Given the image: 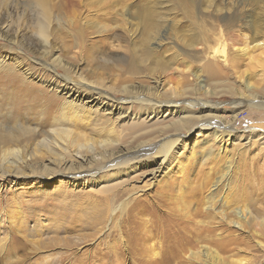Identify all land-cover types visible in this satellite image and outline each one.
Returning a JSON list of instances; mask_svg holds the SVG:
<instances>
[{
  "label": "rangeland",
  "instance_id": "rangeland-1",
  "mask_svg": "<svg viewBox=\"0 0 264 264\" xmlns=\"http://www.w3.org/2000/svg\"><path fill=\"white\" fill-rule=\"evenodd\" d=\"M181 1L0 0V141L21 128L20 150L41 157L22 175L0 165V264H264V0ZM148 12L165 23L146 48L169 67L146 77L128 50L142 48ZM212 49L224 59H213ZM130 86L151 91H121ZM65 89L119 105L111 120L92 113L116 129L119 149L175 139L161 171L159 156L149 154L121 170L135 172L118 178L126 190L118 194L99 193L108 172L76 180L81 159L70 155L66 173H29L55 168L35 144L60 119ZM152 107L164 113L147 116ZM210 123L218 125L205 128ZM132 127L155 129L131 138ZM237 208L248 209L246 221Z\"/></svg>",
  "mask_w": 264,
  "mask_h": 264
},
{
  "label": "bare ground",
  "instance_id": "bare-ground-1",
  "mask_svg": "<svg viewBox=\"0 0 264 264\" xmlns=\"http://www.w3.org/2000/svg\"><path fill=\"white\" fill-rule=\"evenodd\" d=\"M180 2L183 3L181 0H180ZM144 12H146V11H144ZM155 15H156L155 13L153 14L150 12L146 13L145 16L143 14L144 17H142L143 18L142 21L144 22L143 23L144 33L142 35H145L144 36L145 39L142 37L143 38L142 48L137 49V47H135L136 48L135 49V48L130 47L131 49L128 50V53H129L128 55L130 56L131 61L134 63L136 68H138V71L147 74L146 77H148L149 75H152L154 73H157V72H163L164 70L167 69L166 68L167 65L165 66V63L161 62L159 59H155L154 50L151 48H146V46H147L146 44L149 42L150 36L157 35L159 33V31H161L160 30V26H162L161 23H163V24L165 23L163 19H160V22L158 24L157 23L158 21L156 22L157 19L155 18L156 17ZM186 16L191 19V15L186 14ZM235 19L237 20V18H235ZM163 34L164 33H162V35ZM137 38H139V36ZM154 38L152 37L153 40H154ZM157 40H162V39H160L158 37ZM162 41H164V40H162ZM177 41H178V39H177ZM193 42H194V40H193ZM255 42H256V40H255ZM216 50L212 49L208 52V54L215 60L217 59V57L219 59H224V58H222L223 55H217L218 53L216 52ZM238 52L243 53V50H239ZM211 57H210V59H211ZM208 64H209V62H208ZM208 66L209 65H207V68H208ZM167 67H169V66H167ZM156 83L157 82L155 80V84ZM246 87H248V85ZM90 89L92 91H94L93 88H90ZM121 91L125 92V93H129V94H141V93L144 94V91L146 93H149L151 91V88L150 87H144V91L142 92V91L137 90L136 87L130 86V87H122ZM62 92H63V95L65 96V100L63 102L60 119H57L56 124L54 126H52L49 130L38 132L36 144H35L36 148H38L39 153H41L43 151L44 155H52L53 156V159L51 160V162L54 161V164H55L54 169H56V171L54 169L49 168V167L43 166L42 168H39L38 172H34V170H31V171H29V173L42 174V173L46 172L47 175L50 174V175H48V177H51V176L55 175L56 172H58V173H62L63 171L65 172V168L63 169V167L65 166L66 163L69 162L66 159H67L68 155H70L71 157H74L76 159H79V160L81 159V161L78 163L79 166L75 169V174L73 175V177H75L76 180H78L77 177H79V179L80 178H91V179H93V181H96V180H98L97 177L101 174V172H103V171L105 173L108 172V173H110L109 174V176H111L110 178L107 177V178H103L100 181H97V182H99V184L101 186L99 188V190H100L99 193L118 194L119 192H121V193L126 192V190L123 189L121 187V185H115L117 183H121V182H119L118 178H121L123 176L129 177V175L133 174L135 172V170H133L135 168V165L142 164V161L146 160L148 158L149 154H154V155L159 156V160H161V161L159 164L156 162L157 168L155 169V173H158L159 171H161L160 167L162 164H164L168 160L169 154H170V152H172V149H173L172 147L174 146V144L176 142L175 139L165 141V143L159 144V146L157 144H151V143L146 144L147 142H150V140H147V139L140 140L141 142H139V146L137 149L135 148V150L132 152H126L127 150H124L122 148H120V149L118 148L119 146H121L120 145L121 143H120V140L117 138V133H115L116 129L112 125H109V128L107 130H105L104 127L102 126V123L100 122V120L99 121L97 120L98 119L97 117H99V118L103 117V114H104L105 118H107L106 120H111V118H113L114 115H120L119 113H120L121 109L118 107L119 105L114 104L113 102H110V101L109 102L113 103V104H111V105L108 104L107 98H105L106 103L104 105H102L103 103L100 102L99 98L95 99L90 95H82L81 91L79 92L77 89L76 90H73V89L66 90L65 89V90H62ZM139 96H141V95H139ZM133 100H135V99H133ZM136 101L139 104L142 102V106H143V104L147 105V102H149V100H147L146 98H143V97H140ZM114 105H116V106H114ZM190 107H193V105L188 106V108H190ZM166 110H169V108L166 107L165 111ZM149 111H151V112H149L147 114V116L153 115L152 118L158 116L160 113H164V111L162 112L159 107H156V108L152 107L151 110H149ZM93 112H94V115H97V117L95 118V121H93V117H94V116H92ZM169 113H172L171 110H169ZM122 114H125V113L121 112V115ZM112 115H113V117H111ZM181 115L182 114H179V116L177 117V119H178L177 122H182V123L186 122V120L188 119L189 116L187 115V117H186V115H184V114H183V116H181ZM147 116L145 118H147ZM130 117L126 116L125 119L128 121L129 120H135L136 125H138V126L144 125L145 126V124H144L145 120L139 122L138 121L139 118H136L134 116V118L130 119ZM184 117H186V118L184 119ZM75 119H77V120H75ZM71 120H73V123H78V121L80 123H87L90 125L91 128H93V130H95L98 127V125H99V128H98V130H96L94 135H92L93 130L90 132L91 135L84 132L86 134L85 135L81 130H79V128H77V126H76L77 124H74L75 128H72L71 124H65L66 122L71 121ZM74 120H75V122H74ZM110 124H112V123H110ZM177 124L178 123L174 122L171 125L173 127H175V125H177ZM217 125H218L217 123H210V124H207L205 128H208L210 126L216 127ZM87 127H89V126H87ZM177 127H179V126H177ZM177 127L174 129H178ZM153 129H155V128L153 127L152 129H148V130L146 128L144 130H141V129L138 130L136 127H132V129H130L131 130L130 132L132 135L131 138L135 137L138 133H139L138 135L140 137L146 138V137H148L147 136L148 134L150 135V132ZM166 129H167V127L165 128V130ZM20 131H21V128L8 129L6 132L3 133L5 136L0 141V144H1V146H0V165H2L4 172L6 170V168H4V167L7 165L9 167L8 172L16 170L15 172L17 175L24 174L23 168L28 167V166H26V165H28L27 164L28 161L30 162V161H33L35 159H37V161H38L39 160L38 158H41V157H37L34 155L33 156L27 155V154H25L26 151L23 152L20 150V148L18 147L20 145L19 135H16V133H19ZM217 132H218V130L215 128V133H214L215 136H216ZM141 135H143V136H141ZM136 139L137 138H135L134 140H136ZM122 141H123V139H122ZM82 153H84V154H82ZM107 153H109V155ZM41 155H43V154H41ZM88 155H89V157H87L85 159V156H88ZM103 161H107L106 162L107 165H104L102 168H97L96 170H93V171L88 170L89 169L88 167L90 165H93L96 162H103ZM144 164H146V162H144ZM128 168H133V169H130V171H127V172L121 171V170H126ZM68 169H69V167H68ZM81 169H84V170H81ZM155 173H154V175H155ZM123 178H121V180ZM111 182H113L114 184L112 183L111 185H109ZM71 186H74V181L72 182ZM34 191L35 192H39V191L44 192L42 190V188H36ZM103 197H104V195H103ZM107 200H109V198L105 197L103 200L104 203H107L108 202ZM125 205H126L125 203L120 205V207H119L120 212L124 210ZM234 214L237 216V218H240V219L243 218V220L246 221V215H249V211L247 208H243V209L237 208L236 212H234ZM234 224L235 225L238 224L237 221ZM261 224L262 225L264 224V219L261 220ZM237 226H239V225H237ZM204 255L206 257L214 255V257L216 259H219L216 252L210 251L208 249L205 250ZM156 256H157V254H156ZM235 263L236 264H242V262H235Z\"/></svg>",
  "mask_w": 264,
  "mask_h": 264
}]
</instances>
